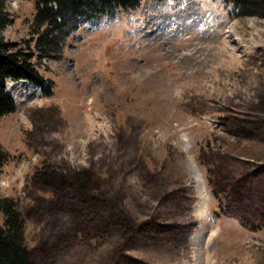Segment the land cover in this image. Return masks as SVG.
Segmentation results:
<instances>
[{
	"label": "rangeland",
	"instance_id": "1",
	"mask_svg": "<svg viewBox=\"0 0 264 264\" xmlns=\"http://www.w3.org/2000/svg\"><path fill=\"white\" fill-rule=\"evenodd\" d=\"M231 9L142 0L36 60L48 97L6 81L0 198L32 264H264V19ZM5 11L31 48L35 0Z\"/></svg>",
	"mask_w": 264,
	"mask_h": 264
},
{
	"label": "trees",
	"instance_id": "2",
	"mask_svg": "<svg viewBox=\"0 0 264 264\" xmlns=\"http://www.w3.org/2000/svg\"><path fill=\"white\" fill-rule=\"evenodd\" d=\"M142 0H35L36 13L31 34L33 46L27 50L0 39V119L14 113L17 106L8 94L6 81L28 82L48 97L49 81L37 70L36 60H57L60 45L82 25H98L120 10H136ZM234 17L255 16L264 19V0H222ZM6 0H0V29L8 23ZM36 34V35H35ZM8 154L0 146V169ZM83 187L84 183L79 182ZM0 264H32L25 243V217L11 198H0ZM264 220V217H263Z\"/></svg>",
	"mask_w": 264,
	"mask_h": 264
},
{
	"label": "bare ground",
	"instance_id": "3",
	"mask_svg": "<svg viewBox=\"0 0 264 264\" xmlns=\"http://www.w3.org/2000/svg\"><path fill=\"white\" fill-rule=\"evenodd\" d=\"M19 83H26V82H19ZM24 85H27V83L26 84H24ZM193 171H194V175H195V177L199 180V188H200V190L201 191H203V188H204V186H203V184H202V178H201V175H200V172H198V170L195 168V166L193 167ZM202 197H203V195H202ZM201 202V201H200ZM200 208V207H199ZM204 209V208H203ZM204 213V212H203Z\"/></svg>",
	"mask_w": 264,
	"mask_h": 264
}]
</instances>
